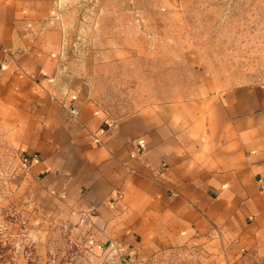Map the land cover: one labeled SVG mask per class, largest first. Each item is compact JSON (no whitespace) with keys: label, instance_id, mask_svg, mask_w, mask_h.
<instances>
[{"label":"crops","instance_id":"1","mask_svg":"<svg viewBox=\"0 0 264 264\" xmlns=\"http://www.w3.org/2000/svg\"><path fill=\"white\" fill-rule=\"evenodd\" d=\"M78 2L0 0V129L26 166L6 204L36 264L71 243L94 264H264V82L200 70L186 95L114 116L70 51ZM5 247L0 264H34Z\"/></svg>","mask_w":264,"mask_h":264},{"label":"rangeland","instance_id":"2","mask_svg":"<svg viewBox=\"0 0 264 264\" xmlns=\"http://www.w3.org/2000/svg\"><path fill=\"white\" fill-rule=\"evenodd\" d=\"M155 2L79 0L64 17L73 59L92 98L111 114L186 95L200 70L234 83L264 82V0H167L168 11L154 13ZM25 169L21 149L0 129V224L8 226L10 240L19 237L6 202L12 203L16 176ZM70 247L58 250L63 264H94ZM142 264L195 262L193 254L172 251Z\"/></svg>","mask_w":264,"mask_h":264},{"label":"built area","instance_id":"3","mask_svg":"<svg viewBox=\"0 0 264 264\" xmlns=\"http://www.w3.org/2000/svg\"><path fill=\"white\" fill-rule=\"evenodd\" d=\"M69 113L73 117H76L78 114V110H77V108L72 107V108H69ZM141 147L145 148L144 144H141ZM25 230L26 229H24V231ZM24 231H22V232L25 233ZM9 237L10 236H8V226L5 224H0V241L3 243L2 248L10 240ZM83 250H82V252H83ZM12 252L14 254L21 253L26 258H28L32 263L36 264L35 253L33 251V244L31 241H26V239L24 237L20 236L16 240L12 239ZM47 264H63L62 258L59 256V254L57 252H55L54 250H50L49 251V259H48Z\"/></svg>","mask_w":264,"mask_h":264}]
</instances>
